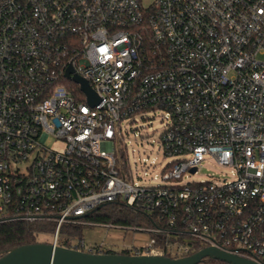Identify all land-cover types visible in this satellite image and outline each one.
I'll return each mask as SVG.
<instances>
[{"label":"built area","instance_id":"built-area-1","mask_svg":"<svg viewBox=\"0 0 264 264\" xmlns=\"http://www.w3.org/2000/svg\"><path fill=\"white\" fill-rule=\"evenodd\" d=\"M156 111L169 161L144 184L123 123ZM206 158L231 179L186 180ZM112 203L151 222L132 254L264 264V0H0V223H51L59 244L69 225H115L90 217Z\"/></svg>","mask_w":264,"mask_h":264},{"label":"rangeland","instance_id":"rangeland-1","mask_svg":"<svg viewBox=\"0 0 264 264\" xmlns=\"http://www.w3.org/2000/svg\"><path fill=\"white\" fill-rule=\"evenodd\" d=\"M153 0H144V5L149 6ZM164 128V121L160 111L147 112L139 116L137 122L123 123L124 140L127 144V157L134 179L144 184H154L155 176L162 173L166 163L169 161L159 147V134ZM138 130L142 135L135 134ZM60 146V143L52 144ZM229 167L216 164L212 159L206 158L200 170L196 174L186 175V180H207V179H231ZM151 222L142 219L135 226H149ZM82 238L87 244H104L120 251L123 248L132 246H144L149 243L151 234L147 231L137 230L134 226H123L115 224L112 226L94 224L83 225ZM39 242H52V232L46 231L38 235Z\"/></svg>","mask_w":264,"mask_h":264},{"label":"water","instance_id":"water-1","mask_svg":"<svg viewBox=\"0 0 264 264\" xmlns=\"http://www.w3.org/2000/svg\"><path fill=\"white\" fill-rule=\"evenodd\" d=\"M72 73L73 68L70 67L66 76L80 85L91 104H97L99 97L87 80L78 74L71 75ZM205 258L221 260L229 264H259L216 246H206L187 256L171 257L161 254L93 253L46 242L12 247L0 253V264H198Z\"/></svg>","mask_w":264,"mask_h":264},{"label":"trees","instance_id":"trees-1","mask_svg":"<svg viewBox=\"0 0 264 264\" xmlns=\"http://www.w3.org/2000/svg\"><path fill=\"white\" fill-rule=\"evenodd\" d=\"M70 86L75 90H79L77 84L70 83ZM83 96V95H82ZM91 219L97 222H106L112 224H120L127 226L138 225L142 219L148 221L142 212H137L134 209L121 206L119 204H107L102 208L98 209L93 213ZM150 222V221H149ZM51 223H26L24 221H10L0 223V253L8 251L10 248L35 243L38 241V235L42 232H52L54 229L50 226ZM82 227L77 225H69L63 228L59 244L66 247H72L73 242L79 238H82ZM161 242H163L160 239ZM160 243L155 244V247L159 246ZM203 246L196 248L193 253L201 250ZM81 250L87 251L86 248L80 247ZM134 249L127 247L120 251L114 250L112 247H106L102 251L99 249L94 250V253H122V254H132ZM161 255H169L166 250L159 251ZM198 264H229L221 260H216L212 258H205Z\"/></svg>","mask_w":264,"mask_h":264}]
</instances>
